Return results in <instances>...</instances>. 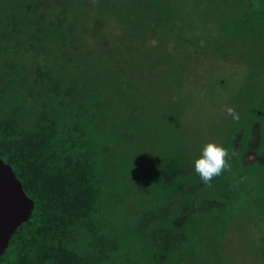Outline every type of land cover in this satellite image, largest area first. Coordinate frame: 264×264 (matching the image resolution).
I'll use <instances>...</instances> for the list:
<instances>
[{"label":"rangeland","instance_id":"obj_1","mask_svg":"<svg viewBox=\"0 0 264 264\" xmlns=\"http://www.w3.org/2000/svg\"><path fill=\"white\" fill-rule=\"evenodd\" d=\"M121 1L128 17L100 0L59 19L45 10L55 29L37 37L39 57V44L18 47L29 38L0 0V101L41 103L33 127L63 122L75 146L59 143L64 160L98 154L102 196L79 221L96 264H264V0ZM208 141L223 144L227 167L203 182L192 161ZM242 188L249 197L232 204ZM225 202L223 232L197 219L169 255L195 212Z\"/></svg>","mask_w":264,"mask_h":264},{"label":"trees","instance_id":"obj_2","mask_svg":"<svg viewBox=\"0 0 264 264\" xmlns=\"http://www.w3.org/2000/svg\"><path fill=\"white\" fill-rule=\"evenodd\" d=\"M82 1L86 0L7 2L12 20L18 21L21 37L29 38L18 47H24L28 43L39 44L38 36L55 29L54 25L43 19L45 10H53L55 6V16L59 19L68 4L74 6ZM100 1L125 17L129 16L133 8L121 0ZM39 45L43 49L38 52L39 57L43 53L47 55L48 46L45 43ZM18 47L9 46L8 49L13 51ZM16 101H20L22 105L16 104L9 110L10 104ZM11 103L3 106L0 101V158L15 172L25 193L34 201V209L28 221L12 234L9 246L0 258V264H96L85 253L84 248L82 250L84 243L79 246V237L86 238L79 221L94 213L102 196L96 175V169L100 168L97 166L98 154L86 161L79 157L71 161L64 160L59 143L75 147L70 138L61 136L59 132L60 123L61 127L65 124L58 120L53 127L46 124L33 127L27 118L31 115L30 111H34V114L40 111L41 103L35 105L33 110L21 98ZM69 141H72L70 145ZM104 149L108 150L106 146ZM161 193L159 208L168 200V194L164 191ZM247 197L248 193L242 188L234 197L228 196L227 199L233 204L235 201L243 202ZM230 207L229 202H225L209 210L195 212L191 220L178 231L169 255L176 253L177 247L183 242H189L188 234L196 228V223H199L197 219L212 218L219 223L223 232L227 222L233 217L228 212ZM191 257L186 254L189 261Z\"/></svg>","mask_w":264,"mask_h":264},{"label":"water","instance_id":"obj_3","mask_svg":"<svg viewBox=\"0 0 264 264\" xmlns=\"http://www.w3.org/2000/svg\"><path fill=\"white\" fill-rule=\"evenodd\" d=\"M34 201L25 193L11 166L0 158V258L12 234L30 218Z\"/></svg>","mask_w":264,"mask_h":264},{"label":"clouds","instance_id":"obj_4","mask_svg":"<svg viewBox=\"0 0 264 264\" xmlns=\"http://www.w3.org/2000/svg\"><path fill=\"white\" fill-rule=\"evenodd\" d=\"M225 111L234 121L239 120V114L232 107H226ZM227 156L228 152L223 144L208 141L200 148L199 155L192 161V167L201 181L208 182L227 167Z\"/></svg>","mask_w":264,"mask_h":264}]
</instances>
